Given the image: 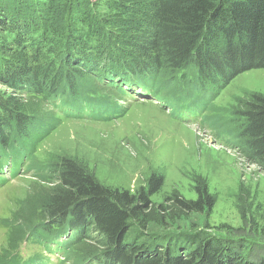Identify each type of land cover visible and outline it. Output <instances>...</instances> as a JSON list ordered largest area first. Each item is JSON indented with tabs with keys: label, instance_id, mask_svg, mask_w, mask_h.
<instances>
[{
	"label": "trees",
	"instance_id": "obj_1",
	"mask_svg": "<svg viewBox=\"0 0 264 264\" xmlns=\"http://www.w3.org/2000/svg\"><path fill=\"white\" fill-rule=\"evenodd\" d=\"M35 1L30 14L18 9L27 13L21 20L0 17V84L13 90L0 91V157L19 140L30 142L51 97L68 92L71 100L98 105L95 84L83 82L76 66L97 63L99 79L132 73L149 80L156 96L169 76L172 86L184 79L189 88L217 94L241 72L264 69V0H103L105 10L89 0ZM168 98L176 104L173 93ZM234 110L243 120L235 137L264 166V95L240 99ZM46 167L56 184L43 189L20 226L36 238L72 229V243L86 247L84 262L264 264V220L243 212L244 226L226 236L191 218L189 224L215 205L202 179L195 199L173 192L155 204L150 198L162 185L160 175L132 193L101 184L76 158L59 157ZM36 216L42 222L30 225ZM72 248L66 244V257Z\"/></svg>",
	"mask_w": 264,
	"mask_h": 264
},
{
	"label": "rangeland",
	"instance_id": "obj_2",
	"mask_svg": "<svg viewBox=\"0 0 264 264\" xmlns=\"http://www.w3.org/2000/svg\"><path fill=\"white\" fill-rule=\"evenodd\" d=\"M89 1L95 9L105 10L103 0ZM35 4V0L25 5L17 0H0V17L21 20ZM19 8L27 13L19 12ZM97 68L96 63L91 69L76 66L74 70L83 82L96 85L95 92L101 95L112 92L97 79ZM162 81L166 89L157 92L158 97L174 89L172 76ZM0 91L11 93L13 90L0 84ZM254 94L264 95V69L241 72L217 94L207 87L204 91L195 89L187 97L180 96L177 102L184 110L176 117L144 98L132 101L129 96L123 97L125 112L119 117L113 114L107 117L104 108L94 104L43 105L40 115L44 125L31 130L30 142H16L10 159L3 158L9 178L0 183V262L16 255L23 247L25 255H41L46 264H59V252L56 256L49 255L26 245L31 228L21 227V216L34 210L32 202L43 189L56 184L49 179L46 166L59 157L76 158L101 184L132 193L146 186L151 175H160L162 185L150 198L155 204L169 199L173 192L184 199H195V186L202 179L215 197V205L209 214L191 216L188 222L192 219L200 227L208 226V230L223 236L231 233V228L244 226L243 212L250 218L264 220V166L235 137L243 120L236 116L234 107L238 100ZM28 107L37 106L29 103ZM38 222L42 219L36 216L30 225ZM187 226L188 223H183L181 229H188ZM144 241L145 236L139 242ZM76 242L74 239L71 244L74 245L70 250L72 255L61 264L84 262L82 251L86 247L75 245Z\"/></svg>",
	"mask_w": 264,
	"mask_h": 264
}]
</instances>
